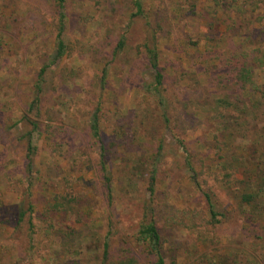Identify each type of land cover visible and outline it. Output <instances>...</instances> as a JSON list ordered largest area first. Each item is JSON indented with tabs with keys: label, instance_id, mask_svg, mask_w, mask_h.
<instances>
[{
	"label": "rangeland",
	"instance_id": "rangeland-1",
	"mask_svg": "<svg viewBox=\"0 0 264 264\" xmlns=\"http://www.w3.org/2000/svg\"><path fill=\"white\" fill-rule=\"evenodd\" d=\"M142 2L144 14L151 22L154 16L163 27L155 43L165 79L158 95L148 88L151 72L140 47L148 30L145 21L130 20L131 0H68L65 40L72 45L82 41L92 49L85 55L77 51L64 55L47 71L40 132L33 137L37 147L33 185L26 196L24 153L15 140L20 126L13 125L31 101L39 69L55 53L57 8L54 0H0V172L5 171L0 173V264H99L108 228L99 141L89 132L94 115L104 142H114L113 148L105 146L112 177L111 209L115 223L118 220L117 231L108 236L114 260L110 264L117 263L123 248L133 245L150 172L155 171L161 209L206 208L185 167L187 156L225 216L217 231L224 253L239 257V264H253L252 255L257 253L264 257V210L259 208L256 225L250 224L244 218L250 209L237 207L214 180V167L230 156L240 158L239 176L253 171L254 162L264 166V102H255L241 112L242 119L230 123L220 160L209 122L219 90L212 78L210 83L205 77V67L218 66L224 57L236 62L231 55L245 49L241 40L247 35L264 41V4L241 14L224 7L210 11L213 0L187 5L181 0ZM121 37L124 47L116 51ZM256 79L264 84V72L257 70ZM232 111L227 109L226 114ZM160 142L161 156L153 163ZM62 198H74L73 209L68 214L50 211L49 205ZM27 199L33 205L31 241L14 229L18 205ZM157 216L161 220L159 212ZM158 227L163 237H169L164 242L168 264L200 262L198 254L204 250L195 234L165 230L162 222Z\"/></svg>",
	"mask_w": 264,
	"mask_h": 264
},
{
	"label": "trees",
	"instance_id": "trees-1",
	"mask_svg": "<svg viewBox=\"0 0 264 264\" xmlns=\"http://www.w3.org/2000/svg\"><path fill=\"white\" fill-rule=\"evenodd\" d=\"M189 1L193 0H181V4L187 5V2ZM213 2L215 5L210 11L214 10L215 7L218 8V10H221L222 7H224L227 11H234L241 14L245 13V11L250 8L252 10H257L260 5L264 4V0H225V2L222 0H213ZM67 3L68 0H54L55 7L57 8L55 53L49 64L43 65L39 69L32 86L31 101L22 111L20 119H18L13 125L15 128L20 126L15 140L24 153L23 169L21 171L27 185L25 188L26 196H30V189L33 185L31 180L34 171L35 158L37 156V147L33 143V137L40 132V121L42 120L41 101L42 96L44 95V86L47 82V71L51 65H56L62 60L64 55H71L74 51H77L78 54L82 55L85 52L90 53L92 49L85 46L82 41H75L74 45L68 41L66 42L64 31L67 23L65 13ZM131 4L134 12L130 15V20L132 22L136 19L145 21L148 30L144 42L142 45L140 44V47L142 46L145 54L147 69L151 72V83L148 88L151 89L154 94L158 95L163 90L165 79L155 43L158 39L157 33L159 31L163 32V27L159 24V20H154V16L152 23L148 15L144 14L142 0H131ZM188 7L192 11L194 6L189 4ZM190 9H188L189 12ZM261 18L263 19L264 17ZM85 19L87 20V18ZM261 41L263 40H255L252 36L247 35L241 40V43L245 45V49L231 55V58L235 60L237 58L236 62L231 63L229 62V59L226 58L227 60H225L224 57L218 66L211 65L205 67V77L209 82L212 78V81L215 82L214 85H217L216 89L219 90V96L214 102L215 104L210 113L209 122L211 125L213 124L212 127L215 129L211 132V136L212 141L216 142L214 150L215 156L220 160L224 158L220 154L227 146L225 133L228 132L230 123L233 124L237 117H241L242 119L241 112L245 113L249 108H253L255 102H264V84L258 83L256 79L257 70L264 72V44L261 45ZM123 47L124 38L121 37L116 46V51L121 50ZM104 73L105 72L101 73V80L104 79ZM160 105L163 110L162 118L164 119V122L168 124L169 119L166 116V110L163 103L160 102ZM227 109L233 110L231 114H226ZM89 132L92 138L99 141V167L102 173L104 197L107 201L106 220L108 232L102 243V252L98 261L99 264H110L109 262L114 260L111 259L109 255L110 244L108 242V236L111 232L117 231L118 220H116L115 223L113 218L114 216L116 218V213L114 209H111L113 203L111 188L112 177L107 170L105 159L107 151L109 153V148H105V146L108 145L110 148H113L114 142H104L103 136L99 132L96 115L91 118ZM176 141L175 144L179 145L181 149H184L181 140L176 139ZM118 145L119 144H117V146ZM6 149L7 145L5 144V153L7 152ZM162 149L163 143L160 142L154 153L152 159L153 163H156V161L159 160ZM184 153H186V150H184ZM184 161L187 171L191 174V180L194 187H196V191L199 195L203 196L207 203L206 208L203 210L200 207H194L192 209L185 208L181 210H171L170 212L161 209L159 197L155 194V171L150 172L146 189L148 197L143 201L139 209V220L135 225L133 245H128V247L122 249V255L115 260L117 261L116 264H168L164 242L167 243L169 237L168 235L163 237L160 233L158 225L161 222L162 227L165 230L176 228L187 234L191 233L196 235L197 242L203 245L202 250H204L203 253L199 252L198 254V258L200 259L198 264L240 263L239 257H237V259L235 257L227 256V254L224 253V248L221 247L222 245L217 231L219 230V227L222 224V219L225 216L217 209V204H219L217 196L210 188H206L207 186L204 180H198L197 172L190 163L188 156ZM239 161L240 158L236 156H230L229 158L220 161L218 165L214 167L217 170V172H215L214 180L218 183L219 191L237 207L244 209L246 207L250 209L249 215L244 218L246 221L250 220V224L255 226L258 219L257 213L259 208L264 210V166H261V164L257 165L254 162L253 171L239 176ZM206 169H208V167ZM4 172L5 171H2L0 173ZM4 177L7 178V176ZM74 201V198H62L61 200H56L52 205H49V208L51 209L50 211L68 214L73 209ZM158 212L161 216V220H158ZM16 213L15 231L18 233L23 232L28 238V241L33 240V238H31L34 233L32 223V203L28 201V199L22 201L18 205ZM80 222L83 223L82 220H80ZM71 232L74 233L75 230H72ZM78 235L81 237L80 232H78ZM257 237L263 238V236ZM252 262L253 264H264V257L259 253L252 255Z\"/></svg>",
	"mask_w": 264,
	"mask_h": 264
}]
</instances>
